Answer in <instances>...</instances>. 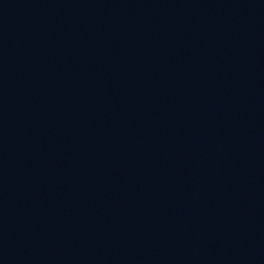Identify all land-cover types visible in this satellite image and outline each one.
Masks as SVG:
<instances>
[{
    "label": "water",
    "instance_id": "obj_1",
    "mask_svg": "<svg viewBox=\"0 0 264 264\" xmlns=\"http://www.w3.org/2000/svg\"><path fill=\"white\" fill-rule=\"evenodd\" d=\"M0 264H264V0H0Z\"/></svg>",
    "mask_w": 264,
    "mask_h": 264
}]
</instances>
